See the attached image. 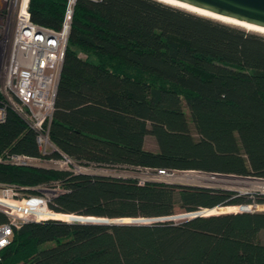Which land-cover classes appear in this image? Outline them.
<instances>
[{"label": "trees", "instance_id": "trees-1", "mask_svg": "<svg viewBox=\"0 0 264 264\" xmlns=\"http://www.w3.org/2000/svg\"><path fill=\"white\" fill-rule=\"evenodd\" d=\"M66 4L30 0L31 20L58 29ZM35 136L8 107L0 158L264 178V34L160 0H75L49 124L57 150L42 155ZM0 183L61 190L48 203L59 216L14 228L0 264H264V210L169 219L262 194L5 162Z\"/></svg>", "mask_w": 264, "mask_h": 264}, {"label": "built area", "instance_id": "built-area-1", "mask_svg": "<svg viewBox=\"0 0 264 264\" xmlns=\"http://www.w3.org/2000/svg\"><path fill=\"white\" fill-rule=\"evenodd\" d=\"M30 0H0V121L7 108H12L35 131L42 155L56 151L49 138V124L54 111L55 95L65 55L75 0H67L58 29L31 20ZM0 162L13 165H41L85 173L88 167L76 164L65 154L42 159L22 154H9ZM147 175L136 177L139 184L148 181L170 182L176 171L143 169ZM238 191L255 198L264 195V178L248 176L240 180ZM249 185H253L249 187ZM39 194L26 196L13 184L0 183V211L7 221L0 223V250L11 241L14 228L27 221H41L54 213L48 203L61 190L39 187ZM242 210L256 211L260 204L239 205ZM242 207H245L243 209Z\"/></svg>", "mask_w": 264, "mask_h": 264}, {"label": "water", "instance_id": "water-1", "mask_svg": "<svg viewBox=\"0 0 264 264\" xmlns=\"http://www.w3.org/2000/svg\"><path fill=\"white\" fill-rule=\"evenodd\" d=\"M173 1L191 6V7L196 8V9L206 11V12L214 14V15L226 17V18L232 19L234 21H238L241 23H245L248 25H252V26L264 29V0H173ZM169 4H171V3H169ZM172 5H174V4H172ZM181 8H183V7H181ZM187 10H189V9H187ZM189 11H192V10H189ZM192 12H195V11H192ZM196 13H198V12H196ZM205 16H207V15H205ZM208 17L218 19V18H215L212 16H208ZM218 20H220V19H218ZM221 21H223V20H221ZM226 23H229V22H226ZM234 25H237V24H234ZM237 26H240V25H237ZM240 27L245 28L243 26H240ZM245 29L247 31L258 32V31H254V30H249L248 28H245ZM258 33L264 34L262 32H258ZM205 174L206 175L201 176L202 179H204L208 182L215 181L216 183H219V181L216 180L217 178H224V179L237 178L238 180H241L242 178L248 177V176H239V175H235V174H222V173H216V172L205 173ZM171 183H178V184H185V185H199V186H206V187H216V186H212V185H201V184H194V183L181 182V181L180 182H171ZM224 183H228V182L225 181ZM240 211H245V210L241 209ZM226 212H233V211H224V212H219V213H226ZM212 214H217V213H212ZM186 215H191L190 217L192 218V217H196V216H207V215H211V214H207L205 212V210H201V211H197V212H193V213H187ZM76 216H78V215H76ZM173 217H175V216H172L170 218H173ZM97 218H100V217H97ZM100 219H102V218H100ZM122 219L123 218H117V220L115 219L112 222H110V221H103V222L104 223H145L143 221L151 220V219H144V218H129L130 220L123 222ZM156 220H159V219H155V221ZM81 222H84V221H81ZM149 222H151V221H149Z\"/></svg>", "mask_w": 264, "mask_h": 264}, {"label": "rangeland", "instance_id": "rangeland-1", "mask_svg": "<svg viewBox=\"0 0 264 264\" xmlns=\"http://www.w3.org/2000/svg\"><path fill=\"white\" fill-rule=\"evenodd\" d=\"M185 172H193V173H189L187 175L182 176V174ZM85 173L102 174V175H110V176H120V177H134V178L140 177V176L145 177L147 175L146 173L143 172V170H136V169H133V170H128V169L127 170H108L107 169L106 170L103 168H90V167L87 168ZM205 173L206 172L194 171V170L176 171L175 176L170 180V182H180L181 181V182H188V183L201 184V185H212V186H216V187H223V188H227V189H231V190H239V191L241 190L240 188L242 186H244L242 182H239V181H236L233 179L227 180V179H223V178H218L219 183H216L215 181L208 182V181L202 179V177H201V176L206 175ZM226 180L228 181V183H224ZM249 187H252V185ZM260 205H264V204H260ZM242 208L245 209V207H242ZM240 210H241V207L225 206V207L216 208L214 210H205V212L212 214V213H219V212H224V211L238 212ZM257 210H264V208H259ZM45 216L50 217V216H59V215H56L54 213H50V214L45 215ZM190 216L191 215H186V213H179V214H176L175 217L169 218V219H173L175 221H180V220L189 218ZM71 218H73V216H71ZM89 218L91 219V217H89ZM89 218H80V220H90ZM104 219H96V220L103 221ZM114 220L115 219L109 220V221L112 222ZM128 220H130V219L129 218H123L122 219L123 222L128 221ZM106 221H108V220H106ZM149 221H153V220H148V221H143V222L151 223Z\"/></svg>", "mask_w": 264, "mask_h": 264}, {"label": "bare ground", "instance_id": "bare-ground-1", "mask_svg": "<svg viewBox=\"0 0 264 264\" xmlns=\"http://www.w3.org/2000/svg\"><path fill=\"white\" fill-rule=\"evenodd\" d=\"M163 2H167V3H171V4H174L176 6H179V7H183L185 9H189V10H192V11H195V12H198L199 14H202V15H207V16H212V17H215V18H218L220 20H223L225 22H229V23H233V24H237V25H240V26H243L245 28H248L249 30H254V31H258V32H262L264 33V29L263 28H259V27H255V26H252V25H248V24H245V23H241V22H238V21H234L232 19H229V18H226V17H221V16H218V15H214V14H211V13H208L206 11H203V10H200V9H196V8H193L191 6H188V5H185V4H182V3H179V2H176V1H173V0H161ZM189 173H193V172H185L182 174V176L184 175H187ZM224 179V178H223ZM222 179V180H223ZM218 180V178L216 179ZM228 180V179H227ZM226 180V181H227ZM233 180H236V181H239L241 182L240 180H238L237 178H233ZM228 182V181H227ZM251 186V185H249ZM253 186V185H252Z\"/></svg>", "mask_w": 264, "mask_h": 264}, {"label": "crops", "instance_id": "crops-1", "mask_svg": "<svg viewBox=\"0 0 264 264\" xmlns=\"http://www.w3.org/2000/svg\"><path fill=\"white\" fill-rule=\"evenodd\" d=\"M145 146L147 148H150V149H153V150H156L158 149V146L156 144V142L154 141L153 138H150V137H147L146 140H145ZM264 232H261L260 235L262 237V239L264 240V234H262Z\"/></svg>", "mask_w": 264, "mask_h": 264}]
</instances>
